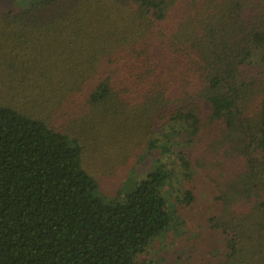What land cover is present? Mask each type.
I'll return each instance as SVG.
<instances>
[{
  "label": "trees",
  "instance_id": "1",
  "mask_svg": "<svg viewBox=\"0 0 264 264\" xmlns=\"http://www.w3.org/2000/svg\"><path fill=\"white\" fill-rule=\"evenodd\" d=\"M7 1L0 264H152L187 232L196 264H264V0ZM133 144L158 157L104 195L89 160Z\"/></svg>",
  "mask_w": 264,
  "mask_h": 264
},
{
  "label": "rangeland",
  "instance_id": "2",
  "mask_svg": "<svg viewBox=\"0 0 264 264\" xmlns=\"http://www.w3.org/2000/svg\"><path fill=\"white\" fill-rule=\"evenodd\" d=\"M3 1V0H2ZM0 1V11L10 9V3ZM90 89V88H89ZM158 153V151H157ZM108 154V153H107ZM127 155V156H126ZM112 153L108 157L101 155L98 158L90 159L88 162L89 170L96 175L104 195L115 197L119 193L129 192L133 186V181L138 182L145 177L147 171L157 158L156 154L148 156L147 145L133 144L129 150V154ZM147 156V157H146ZM92 158V157H91ZM129 158V160H127ZM127 160V161H126ZM203 182L198 181L195 184L194 191L198 197V204L194 208L201 210H191L183 208L181 210L184 220L188 222L187 226L192 224L204 223L201 212L207 210L213 204L212 191ZM196 228V227H195ZM194 229V228H193ZM190 232H187L182 238L176 239L172 243L165 240L158 251L152 252L150 261L152 264H196L199 258L191 252L192 244L198 242H190ZM220 243L214 248H219ZM180 250L184 255L183 262H170L169 257L176 251Z\"/></svg>",
  "mask_w": 264,
  "mask_h": 264
}]
</instances>
